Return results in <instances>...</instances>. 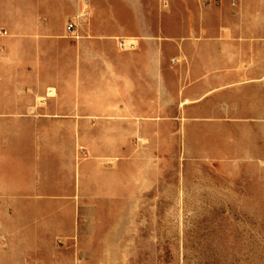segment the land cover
Segmentation results:
<instances>
[{"label": "rangeland", "instance_id": "rangeland-1", "mask_svg": "<svg viewBox=\"0 0 264 264\" xmlns=\"http://www.w3.org/2000/svg\"><path fill=\"white\" fill-rule=\"evenodd\" d=\"M135 4L165 34L185 25L210 29L199 40L223 41L215 50L230 57V78L207 95L201 93L209 86L195 82L179 123L170 117L154 125L147 141L135 136L131 144L134 136L125 127L119 159L95 157L94 147L112 146L95 143L96 127L88 129L86 146L67 139L62 151H48L52 173L74 181L78 162L89 173V189L103 178L120 185L121 197L4 207V145L17 142L19 134L24 149L28 136L41 130L52 139L56 132L71 135L63 124L4 127L7 25H31L34 19L44 24V75L61 79L55 95L49 87L29 109L8 118L63 120L70 51L64 43L84 39L82 25H101L112 14L133 31ZM113 167L120 169V182L113 180ZM0 264H264V0H0Z\"/></svg>", "mask_w": 264, "mask_h": 264}, {"label": "crops", "instance_id": "crops-1", "mask_svg": "<svg viewBox=\"0 0 264 264\" xmlns=\"http://www.w3.org/2000/svg\"><path fill=\"white\" fill-rule=\"evenodd\" d=\"M78 4L80 9L87 10L85 2ZM134 10V21L138 23L131 32L112 14L111 19L101 25H90L86 29L82 25L81 31L86 33L84 39L64 43L70 51L65 55L63 110L66 115L63 120L8 118L29 109L49 87L51 95H55L54 85L60 86L61 79L44 75L47 64L41 60L44 46L41 33L47 31V27L35 19L31 25L23 22L17 27L7 25L10 37L4 36V127H21L26 123L33 127L63 124L71 135L59 137L56 132L52 139L41 130L28 136L30 142L24 149L23 137L19 134L17 142L4 145V207H21L27 203L35 207L61 206L56 202H66L76 196L86 200L88 197H121L124 190L121 191L120 185H109L103 178L89 189L85 178L89 173L77 168L78 162H74V181L67 180L65 173H52L51 160L46 157L48 151L52 146L56 152L62 151L67 139L70 144L86 146L88 129L96 127L95 143L112 146L107 150L94 147L95 157L119 159L125 127L130 129L129 135L134 136V140L129 141L131 144L136 141L135 136L147 141L154 125L168 123L170 117L171 122L179 123L186 109L183 99L193 94L195 82L209 86L208 91L201 93L207 95L224 87L218 84L219 80L230 78L226 72L230 57L226 59L223 51L215 50L223 47V41L199 40L210 29L185 25L174 35L165 34L163 25L154 29L153 22L138 4ZM13 14L21 13L14 11ZM211 31L220 32L219 29ZM128 39L133 47L126 49ZM53 44L60 43L54 41ZM28 63L30 68L26 66ZM185 81L190 82L189 86H183ZM120 175L119 167H113V180L117 177L120 182Z\"/></svg>", "mask_w": 264, "mask_h": 264}, {"label": "built area", "instance_id": "built-area-1", "mask_svg": "<svg viewBox=\"0 0 264 264\" xmlns=\"http://www.w3.org/2000/svg\"><path fill=\"white\" fill-rule=\"evenodd\" d=\"M75 28V24L74 23H70V25L68 26V31H73Z\"/></svg>", "mask_w": 264, "mask_h": 264}]
</instances>
